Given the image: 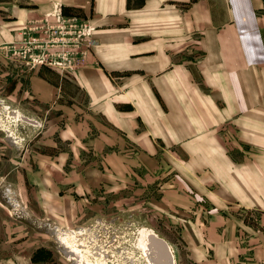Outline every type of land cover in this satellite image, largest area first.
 <instances>
[{
	"label": "crops",
	"instance_id": "1",
	"mask_svg": "<svg viewBox=\"0 0 264 264\" xmlns=\"http://www.w3.org/2000/svg\"><path fill=\"white\" fill-rule=\"evenodd\" d=\"M55 10L94 44L30 77L32 213L115 224L99 208L132 199L170 217L174 264H264V0H0V47Z\"/></svg>",
	"mask_w": 264,
	"mask_h": 264
},
{
	"label": "rangeland",
	"instance_id": "2",
	"mask_svg": "<svg viewBox=\"0 0 264 264\" xmlns=\"http://www.w3.org/2000/svg\"><path fill=\"white\" fill-rule=\"evenodd\" d=\"M61 20L62 17L54 14L44 21L42 15L36 19V25L26 28L16 41L0 47V264H76L70 254L66 255L61 236L50 233L49 227L56 224L33 214V202L28 200L32 199V142L35 134L42 129L34 122L38 120L29 121L26 118L33 108L29 95L30 77L34 70L44 68L51 72L54 82H60L61 78L68 80L65 74L71 76L70 72L83 64H79L76 58L81 57L83 50L89 49L86 31L82 36V30L73 21L65 22L62 33L43 31L46 30L45 24L57 28ZM73 59L77 63L71 62ZM70 96L68 94V100L75 101V95ZM78 101L84 102L85 96L78 95ZM140 194L137 192L134 195L138 197ZM99 209L121 217L131 215L132 221L114 224L109 219H103L90 224L95 226V238L86 233L77 242L87 245V249L82 248L93 262L97 244L107 248L106 244L110 241L108 228L112 226L117 233L114 255L107 259L104 254L95 259L96 262L148 264L138 243L148 233V236L156 235L167 244L161 236L172 232L174 235L167 239L176 246H183V239L179 238L177 228L171 226L170 217L169 220H162L155 211L144 208L142 203L131 199ZM78 226L84 225L79 223L68 228ZM97 233L103 234V238H97Z\"/></svg>",
	"mask_w": 264,
	"mask_h": 264
},
{
	"label": "built area",
	"instance_id": "3",
	"mask_svg": "<svg viewBox=\"0 0 264 264\" xmlns=\"http://www.w3.org/2000/svg\"><path fill=\"white\" fill-rule=\"evenodd\" d=\"M54 14H57L60 17H62V20H61L59 26L57 28H54L50 24H45L46 30H43V31H60V33H62L65 30L64 29V24L67 21H73V22H75L77 24V26H79L80 30H82V36H84V31H86V33H87V39L89 40V49L88 50H83L82 51L83 53H81V57L80 58H76V59H79V64L80 63H83V60H84L83 57L86 56L87 52L89 50H91L92 45L94 44V41H93V39L91 37V33H90L91 32L90 27L88 26L87 22H83V23L77 22L74 18H70V17L64 16L63 13L60 12V10H55L53 13H47V14H45L44 15V21L47 20V18L51 17ZM76 59L71 60V62L74 61L75 63H77V61H75ZM67 60H69V58ZM10 203H12V205H13V202L10 201ZM49 231H50V233H52L54 235L56 234L57 236H59V235L62 236V237H64V235H67L68 237L74 236L76 238L75 239L76 241H78V239H79L80 236L82 237L86 233L92 234L94 236V238H95V226H93V225L80 226V227L78 226V227H73V228H64V227H60L58 225H53V226L51 225L49 227ZM101 235H103V234L97 233L96 234V237L98 238ZM77 245L80 248H82V247L85 248V249L88 248V247H86L87 245L85 243H82L80 241L77 242ZM67 252H68V250H67Z\"/></svg>",
	"mask_w": 264,
	"mask_h": 264
},
{
	"label": "bare ground",
	"instance_id": "4",
	"mask_svg": "<svg viewBox=\"0 0 264 264\" xmlns=\"http://www.w3.org/2000/svg\"><path fill=\"white\" fill-rule=\"evenodd\" d=\"M148 234H144L145 236L143 235L142 236L143 238L141 237V239L138 240V243H139V245H140V247L142 249V252L145 255V258H146L148 264H154L155 263L154 262V258H153V256H151V252L153 251L152 250V244L147 240ZM70 237L71 238H69L67 235H64V237L61 236L60 238H61V242H62V245L64 247V251H65L66 255L70 254L69 256L72 257L73 261L76 264H106L104 261H101V260H98L96 262L95 259H93L94 260V262H93L92 259H90L85 254L86 250L83 249V248H80L77 245V241L75 240L76 238L74 236H70ZM156 237H158V236H156ZM167 246H168V244H167ZM67 250H68V252H67ZM168 250H169V255H170V260H169L170 264H173L174 263V259H173V255H172V253L170 251L169 246H168Z\"/></svg>",
	"mask_w": 264,
	"mask_h": 264
},
{
	"label": "water",
	"instance_id": "5",
	"mask_svg": "<svg viewBox=\"0 0 264 264\" xmlns=\"http://www.w3.org/2000/svg\"><path fill=\"white\" fill-rule=\"evenodd\" d=\"M148 241L152 244L151 256L154 258V264H170V255L166 242L153 234L148 236Z\"/></svg>",
	"mask_w": 264,
	"mask_h": 264
},
{
	"label": "flooded vegetation",
	"instance_id": "6",
	"mask_svg": "<svg viewBox=\"0 0 264 264\" xmlns=\"http://www.w3.org/2000/svg\"><path fill=\"white\" fill-rule=\"evenodd\" d=\"M111 228V227H110ZM108 228V237L110 241L106 244V247L101 246L100 244L96 246L95 248V259L103 257V255H107V259L111 258L114 255L115 252V240H116V228L112 226L110 229ZM104 235L99 236L98 238H103ZM99 246V247H98ZM101 248V250L99 249ZM101 256V257H100ZM145 256V255H144Z\"/></svg>",
	"mask_w": 264,
	"mask_h": 264
}]
</instances>
